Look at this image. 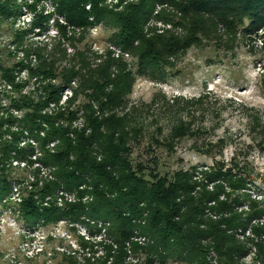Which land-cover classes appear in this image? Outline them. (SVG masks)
I'll use <instances>...</instances> for the list:
<instances>
[{
  "label": "trees",
  "instance_id": "16d2710c",
  "mask_svg": "<svg viewBox=\"0 0 264 264\" xmlns=\"http://www.w3.org/2000/svg\"><path fill=\"white\" fill-rule=\"evenodd\" d=\"M14 1L0 0V19L16 9ZM52 1L74 27L83 30L100 23L112 29L110 42L133 60L129 64L122 54L113 57L107 52L102 62L93 64L80 52L76 64L60 71L53 62L41 64L39 69H30L40 79V92L34 96L19 93L22 85L14 81L11 69L1 68L16 94L8 97L6 127L0 129V205L9 193L18 191L15 184L19 180L9 174L11 162L31 164L36 150L47 173L39 179L34 174L37 171L33 172L30 189L15 203L17 216L28 226L61 219L82 222L105 236L99 241L101 256L95 257L91 250L78 262L74 254L63 253L62 264H161L168 259L209 264V247L217 254L216 263L232 264L245 248L229 231L245 227L249 220L232 211L227 199H216L214 206L224 216L203 219L204 203L215 201L223 189L216 185L215 191L202 189L193 196L194 168L168 174L159 173L156 165L133 164L130 140L139 135L129 124L128 113L120 111L137 76L162 79L187 48L211 39L219 44L222 35L227 45L237 33L264 24V0H116L111 6L107 0ZM157 7L161 9L154 13ZM151 19L170 24V28L161 32L155 26L147 28ZM174 27L182 31L173 32ZM72 81L75 87L70 85ZM65 87L72 95L67 106H61L58 103ZM77 95L83 101L78 107L71 106ZM51 105L53 109L47 111ZM78 116L82 122L72 125ZM5 135L9 139L2 140ZM25 141L34 145H19ZM164 144L172 145L170 141ZM221 168L218 165L204 175L226 179L232 189L244 185L243 177ZM60 191L70 197L59 195ZM249 202L255 206V201ZM253 230L257 235L264 228ZM139 237L143 240H137ZM80 245L94 246L84 240ZM256 246L259 252L261 247ZM139 254L145 255L143 261L134 258Z\"/></svg>",
  "mask_w": 264,
  "mask_h": 264
},
{
  "label": "rangeland",
  "instance_id": "374dc122",
  "mask_svg": "<svg viewBox=\"0 0 264 264\" xmlns=\"http://www.w3.org/2000/svg\"><path fill=\"white\" fill-rule=\"evenodd\" d=\"M14 2L16 9L0 19L1 130L6 127L8 97L16 94L7 85L1 68L11 69L14 81L22 85L19 93L34 96V92H40V79L32 76L30 69H39L41 64L53 62L55 69L60 71L76 64L80 52L93 64L102 62L107 52L113 57L122 54L129 64L133 60L110 42L109 35L113 30L104 24L82 30L66 21L52 0ZM112 2L107 5L111 6ZM160 7L154 13L161 8L170 10ZM148 25L155 26L156 32L170 28V24L155 19L147 22V28ZM172 31L182 30L174 27ZM221 37L219 44H214L211 39L204 40L200 46L187 48L162 79L137 76L120 113H128V122L139 135L136 140H130L131 162H142L150 167L156 165L159 173L168 174L194 168L193 196L202 189L215 191V186L220 185L223 190L215 201L204 203L203 219L216 220L224 216L225 212H217L214 206L216 199H227L232 211L249 220L245 227L238 226L229 231L245 248L243 254L234 257L232 264H261L264 230L255 235L253 229L264 228V24L251 32L237 33L235 40L227 45L224 44L225 36ZM70 85L75 87L76 83L72 81ZM71 93L65 87L58 105L67 106ZM83 99L82 95H77L71 106L78 107ZM13 113L18 112L14 110ZM81 122L78 116L72 125ZM5 139L9 137L5 135L2 140ZM165 141L172 145H165ZM26 143L34 145L31 141L19 145ZM39 157L40 153L35 150L30 157L31 164L11 162L9 174L19 180L15 184L18 191L9 193L0 205V264L43 261L62 264L63 253L74 254L76 260L82 262L91 250L95 257L101 256L103 248L99 241L105 237L102 231L98 233L86 223H68L63 219L28 226L14 212L15 203L30 189L28 184L33 181V175L37 174L39 179L46 176L47 168L41 166ZM218 165L243 177L244 185L232 189L226 179L205 177L204 172L218 168ZM35 170L37 172L33 174ZM67 194L64 196L70 197ZM250 200L255 201V206H250ZM82 240L94 246L82 248ZM137 240L142 241L143 237ZM256 244L261 247L259 252ZM216 255L209 247L206 261L218 264ZM144 257L139 254L134 258L143 261ZM161 264L189 263L168 259Z\"/></svg>",
  "mask_w": 264,
  "mask_h": 264
},
{
  "label": "built area",
  "instance_id": "2783aa9c",
  "mask_svg": "<svg viewBox=\"0 0 264 264\" xmlns=\"http://www.w3.org/2000/svg\"><path fill=\"white\" fill-rule=\"evenodd\" d=\"M112 1H114V2H116V0H112ZM111 0H107V2H112ZM114 2H112V3H114ZM59 195H66V193H63L62 191H60L59 193H58ZM60 199L58 198V200L57 201H59Z\"/></svg>",
  "mask_w": 264,
  "mask_h": 264
}]
</instances>
